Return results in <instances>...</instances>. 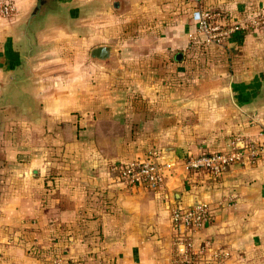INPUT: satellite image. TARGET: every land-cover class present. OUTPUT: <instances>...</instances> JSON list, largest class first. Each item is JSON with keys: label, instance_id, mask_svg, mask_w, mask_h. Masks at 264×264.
<instances>
[{"label": "crops", "instance_id": "crops-1", "mask_svg": "<svg viewBox=\"0 0 264 264\" xmlns=\"http://www.w3.org/2000/svg\"><path fill=\"white\" fill-rule=\"evenodd\" d=\"M13 1L17 15L0 18V93L12 29L33 3ZM79 1L98 4L79 24L83 36L54 28L41 37L49 50L36 61L28 110L37 114L27 119L25 108L0 109V264L50 263L28 252L25 227L39 229L37 245L69 235L65 257L73 264H171L179 234L170 211L197 203L209 204L213 223L184 235L194 250L210 240L229 254L197 264H264V161L231 165L218 177L183 163L259 139L264 117L249 120L229 94L264 73V31L203 47L193 1ZM201 1L238 23L264 13V0ZM99 47L110 50L104 60L91 55ZM200 47L207 53H195ZM52 145L63 146V156ZM151 150L174 164L166 185L120 182L117 165Z\"/></svg>", "mask_w": 264, "mask_h": 264}, {"label": "built area", "instance_id": "built-area-1", "mask_svg": "<svg viewBox=\"0 0 264 264\" xmlns=\"http://www.w3.org/2000/svg\"><path fill=\"white\" fill-rule=\"evenodd\" d=\"M188 1H193L197 6V10L192 13V21L206 46H222L236 34L252 29L264 30V13L260 12L252 19L238 23L223 9H205L201 0ZM17 13L13 0H0L1 19L10 20ZM260 161H264V130L257 140L233 141L225 151L187 157L183 163L188 171L208 172L218 177L231 165H253ZM116 170L119 181L127 186L157 190L164 187L172 176L174 164L165 160L161 152L151 150L143 159L119 164ZM213 219L211 207L207 203H197L187 209H171V225L179 234L173 242L171 264H197L200 258L207 255L215 261H225L229 258L227 252L214 248L210 240L204 241L194 250L191 239L184 235L185 230H202L209 227Z\"/></svg>", "mask_w": 264, "mask_h": 264}, {"label": "water", "instance_id": "water-1", "mask_svg": "<svg viewBox=\"0 0 264 264\" xmlns=\"http://www.w3.org/2000/svg\"><path fill=\"white\" fill-rule=\"evenodd\" d=\"M89 8L88 4L73 0H33L28 12L12 29V56L4 65L6 86L0 93V109L16 111L25 106L33 107L36 61L49 50V45L41 42V37L54 28L74 30L81 15ZM109 54V48L105 47L96 48L91 53L92 57L100 60ZM177 57L181 59L182 54ZM229 96V103L237 106L249 120L257 121L264 117V73L259 72L252 85L233 87ZM171 197L177 204L179 196L173 194Z\"/></svg>", "mask_w": 264, "mask_h": 264}, {"label": "rangeland", "instance_id": "rangeland-1", "mask_svg": "<svg viewBox=\"0 0 264 264\" xmlns=\"http://www.w3.org/2000/svg\"><path fill=\"white\" fill-rule=\"evenodd\" d=\"M73 1L83 5V2H80L79 0H73ZM97 6H98V4L94 5V6L92 5L89 8L87 13H85L84 15L83 14L81 15V20L78 21L77 27L74 30H72V31H69V30L67 31L70 36H72L74 38H76V37L80 38L81 36H83V30L82 31L80 30L79 24L81 22H83V17L86 18L88 16H93V14L96 13ZM110 8H111V6H110ZM253 30L254 29H252V31ZM249 32H251V31H248L246 33H249ZM243 34H245V33H243ZM201 40H202L201 43L203 42L202 46L206 47V45L204 44L203 37H201ZM203 47H200V49H202ZM37 61H38V59H37ZM65 81L68 82L70 80H65ZM8 109H10V108H8ZM28 110H32V108L30 106H25V115H24V117L27 118V119H31L37 114L36 111H28ZM10 111H11V109H10ZM5 112H7V111H5ZM11 114H13V115H11ZM12 116L13 117L15 116V112L7 114L8 118L9 117L11 118ZM259 137H260V135H259ZM249 140H251V139H248L245 142H248ZM50 147H52V149L55 152L61 154V156H63V154L65 153V150H66L63 146H60V145H52ZM38 231H39L38 228L37 229L36 228H30L29 229L28 227L27 228L25 227V232H26L25 236L26 237L22 240V243L25 245V247H27L29 253H30L29 249L32 248L33 246H34V248H37L38 250L46 251V253L44 254V256H37L36 254L30 253L31 255H33V256H35L37 258H40L41 260H43V261H45L47 263L50 262L49 264H73L71 260H69V259H67V257H65V256H67V254H66L67 248H66L65 245H66V242L67 243L69 242V235H65L66 233L64 232L62 235L56 236V238H57L56 240H52L53 244H49L48 243L49 245H47L46 243H44L43 245H40V244L37 245V244H34V243L37 242V240L35 239V236L37 235ZM55 233L56 232L53 231V234H55ZM29 236L30 237L32 236V238L31 239L28 238ZM54 241H56L57 243L59 241V246L55 245ZM81 262L82 261H78L77 264H80Z\"/></svg>", "mask_w": 264, "mask_h": 264}, {"label": "trees", "instance_id": "trees-1", "mask_svg": "<svg viewBox=\"0 0 264 264\" xmlns=\"http://www.w3.org/2000/svg\"><path fill=\"white\" fill-rule=\"evenodd\" d=\"M195 53H207V49L206 48H202L200 49V51H196ZM128 163V162H126ZM122 164V163H120ZM125 164V163H123ZM30 250V253L32 254H36L37 256H44V254L46 253V251H41V250H38L37 248H34V246L32 248L29 249Z\"/></svg>", "mask_w": 264, "mask_h": 264}]
</instances>
